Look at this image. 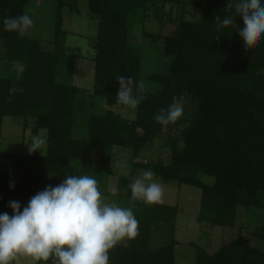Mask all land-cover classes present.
<instances>
[{
  "label": "trees",
  "instance_id": "1",
  "mask_svg": "<svg viewBox=\"0 0 264 264\" xmlns=\"http://www.w3.org/2000/svg\"><path fill=\"white\" fill-rule=\"evenodd\" d=\"M38 1L57 5L51 39L4 30L5 17L28 14ZM78 3L0 0V213L12 215L10 201L26 206L67 175H93L102 194L113 195L107 187L114 155L127 149L134 170L150 169L165 185L201 190L199 223L234 231L213 254L191 243L195 264H264V40L244 45L237 31L244 22L228 8L229 0H88L97 35L91 43L94 85L85 90L72 82L77 56L67 53L69 33L63 28V9L73 12ZM227 15L234 24L218 28L216 17ZM149 21L172 30L148 32ZM153 56L164 65L147 74L145 61ZM122 75L136 85L145 80L160 87L154 94L140 93L144 99L134 120L97 110L99 99L109 108H129L116 99ZM11 88L21 91L10 95ZM180 97L183 116L166 126L158 123L159 110ZM6 117L21 120L24 133L47 132L44 156L2 152ZM164 132L169 163L135 162ZM206 176L214 183H205ZM131 184L123 179L127 192L114 195L127 200L139 235L112 250L110 264H175L179 208L135 199ZM254 218L258 223L252 227ZM46 264H53L51 258Z\"/></svg>",
  "mask_w": 264,
  "mask_h": 264
},
{
  "label": "clouds",
  "instance_id": "2",
  "mask_svg": "<svg viewBox=\"0 0 264 264\" xmlns=\"http://www.w3.org/2000/svg\"><path fill=\"white\" fill-rule=\"evenodd\" d=\"M228 8L242 18L244 27L238 28L245 46L264 40V0H229ZM231 15L216 17L218 28L233 25ZM5 31L23 35L34 26L27 13L5 17ZM260 73H258L259 75ZM119 83L117 102L135 109L144 96L141 82L123 75ZM135 86V87H134ZM20 89H9L10 95ZM183 97L174 98L166 109L161 108L155 120L161 125L176 122L184 114ZM29 154L37 151L44 156L47 138L34 135L25 142ZM152 170H145L130 185L132 197L146 204L162 202L163 186L157 182ZM8 212L0 213V264H18L21 257L53 264H110V252L121 242L139 235V221L130 208L116 202H105L99 182L89 174L67 175L60 184L48 185L32 196L26 206L10 201Z\"/></svg>",
  "mask_w": 264,
  "mask_h": 264
},
{
  "label": "rangeland",
  "instance_id": "3",
  "mask_svg": "<svg viewBox=\"0 0 264 264\" xmlns=\"http://www.w3.org/2000/svg\"><path fill=\"white\" fill-rule=\"evenodd\" d=\"M194 1V0H191ZM78 7L73 12L68 8L63 9L62 15L64 18L63 28L69 33L67 37L66 50L67 53L73 56H77L76 64L74 68L73 84L81 89L91 90L94 85L95 76V50L91 46L92 41L97 35V23L91 20L88 9V0H78ZM192 9L196 10L198 14L201 13L199 6L192 5ZM57 5L54 2H33L28 6V15L34 20V26L28 29L24 34L30 37L38 39H51L53 37L55 28ZM145 29L151 33L161 32V27L157 22L149 21L145 25ZM172 30L171 26H167L163 29L164 35L168 34ZM164 61L159 60L154 56L148 58L145 61V70L147 74L149 72L159 73L163 68ZM144 89L150 93H157L160 87L154 83L142 81ZM90 99V95H87ZM113 110L115 113L120 114L123 118L128 120H134L136 117V110L129 109L121 106H114L109 108L105 105L103 99H99L97 103V110L99 113H104L107 110ZM3 133V145L2 152L8 154H19L22 151L29 153L28 146L25 142H28L32 138L30 131L24 133L21 120L6 117L3 121L2 127ZM173 134L177 135V132ZM47 138V132L45 130L40 132ZM167 132L161 134L155 142L145 149L139 160L135 162H147L162 160L165 163L170 161V149L167 146ZM47 148V147H46ZM36 153L41 154L39 151ZM46 153V150L44 154ZM144 170H134L132 166V160L130 157V151L127 149H118L115 152L113 164L111 166V174L107 190L113 195L103 194L105 202H116L122 207H126V199H121L114 194H123L127 192V188L122 186L123 179H129L132 183L142 175ZM154 179L159 182L164 188V195L162 202L159 204H166L169 206H177L179 208V214L176 224V239L179 245L176 248L175 264H195L196 250L192 247L191 243L197 244L200 247L206 249L210 254H213L221 246L223 239L226 241L231 239L235 234L232 230H225L219 226H213L209 223H199L197 221L200 211L201 190L195 187L178 184L165 185L159 179ZM204 182L207 184H213L214 179L211 177H204ZM252 227H254L258 221L257 218L252 220ZM237 232V231H236ZM250 242L257 246L258 241L249 236ZM127 240L120 244L126 243ZM18 264H38L37 261L28 257H21Z\"/></svg>",
  "mask_w": 264,
  "mask_h": 264
}]
</instances>
